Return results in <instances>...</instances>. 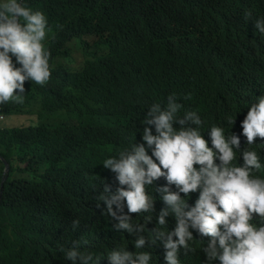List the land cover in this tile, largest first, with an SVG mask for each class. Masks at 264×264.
I'll list each match as a JSON object with an SVG mask.
<instances>
[{
    "label": "clouds",
    "instance_id": "obj_1",
    "mask_svg": "<svg viewBox=\"0 0 264 264\" xmlns=\"http://www.w3.org/2000/svg\"><path fill=\"white\" fill-rule=\"evenodd\" d=\"M211 1L251 32L181 65L176 56L195 23L189 0H0L2 147H19V129L37 119L29 106L62 77L99 65L119 80V103L102 118L124 145L103 163L121 185L114 193L105 185L99 197L109 247L80 246L62 221L35 237L9 216L0 223V264H264V0ZM74 22L81 36L71 34ZM108 22L116 42L102 43ZM72 40L82 45L68 48ZM110 46L123 59L108 56ZM179 65L192 89L155 84L160 66ZM0 160L4 182L9 165Z\"/></svg>",
    "mask_w": 264,
    "mask_h": 264
},
{
    "label": "trees",
    "instance_id": "obj_2",
    "mask_svg": "<svg viewBox=\"0 0 264 264\" xmlns=\"http://www.w3.org/2000/svg\"><path fill=\"white\" fill-rule=\"evenodd\" d=\"M189 3L194 9L195 23L193 36L183 42L176 56L181 65H186L200 51L210 54L236 47L251 32V25L236 18L227 5H216L211 0H189ZM258 15L264 17V10ZM225 16L235 17L233 24H226ZM81 25L74 22L71 34L81 36L84 33ZM116 32V23L108 22L101 42H116ZM67 35L65 32L62 39ZM197 42L204 45L199 47ZM81 45L80 41L72 40L67 47ZM105 51L108 56L123 59L121 50L115 46ZM175 67L160 66L155 84L171 92L192 89L193 83L181 72L184 66ZM119 98V80L107 76L103 65H99L62 77L60 84L47 91L38 105L29 106L27 114L37 119L29 127L19 129V147L3 148L0 142V155L9 165L3 182L4 162L0 160V186L3 182L4 190L0 223L13 216L18 226L39 237L49 235L51 228H57L62 221L75 233L80 246L85 244L86 249L95 252L109 247L103 230L110 223V215L99 197L105 194V185L110 186L112 193L121 185L111 182L103 163L124 145L102 114L107 105H117ZM32 189L37 190L36 196H32ZM53 189L61 195L56 197ZM74 220L79 221L77 229L72 227Z\"/></svg>",
    "mask_w": 264,
    "mask_h": 264
}]
</instances>
